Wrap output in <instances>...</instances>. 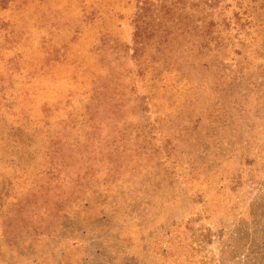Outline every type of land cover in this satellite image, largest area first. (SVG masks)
Masks as SVG:
<instances>
[{
  "label": "rangeland",
  "instance_id": "1",
  "mask_svg": "<svg viewBox=\"0 0 264 264\" xmlns=\"http://www.w3.org/2000/svg\"><path fill=\"white\" fill-rule=\"evenodd\" d=\"M0 264H264V0H0Z\"/></svg>",
  "mask_w": 264,
  "mask_h": 264
}]
</instances>
